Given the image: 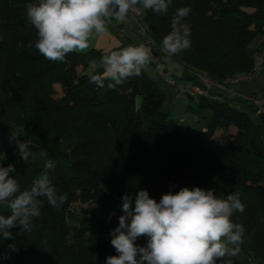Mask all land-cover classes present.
I'll return each instance as SVG.
<instances>
[{
    "label": "trees",
    "instance_id": "trees-1",
    "mask_svg": "<svg viewBox=\"0 0 264 264\" xmlns=\"http://www.w3.org/2000/svg\"><path fill=\"white\" fill-rule=\"evenodd\" d=\"M33 2L38 0H0V163L15 164L12 175L27 189L45 159L55 161L50 175L68 200L60 211L45 202L31 231L17 235V227L14 239H0V253L10 252L9 244L18 249L0 264H105L117 254L109 233L123 214L122 195L143 188L159 201L182 187L213 189L219 196L238 192L246 208L232 220L244 225L242 244L264 264V121L248 114L256 112L254 105L212 90L188 97L199 99V111L211 117L206 131L182 127L163 109L166 92L145 69L117 94L109 80L102 88L89 82L100 51L73 52L64 62L45 59L27 19ZM185 6L192 9L191 46L179 54L185 68L217 82L252 71L248 49L264 37V0H172L165 14L147 10L144 24L157 47L176 9ZM156 55L148 65L158 71ZM13 131L31 141L34 155L26 164L9 142ZM221 131L226 140L216 139ZM0 214L10 210L0 207Z\"/></svg>",
    "mask_w": 264,
    "mask_h": 264
},
{
    "label": "clouds",
    "instance_id": "clouds-1",
    "mask_svg": "<svg viewBox=\"0 0 264 264\" xmlns=\"http://www.w3.org/2000/svg\"><path fill=\"white\" fill-rule=\"evenodd\" d=\"M171 4L172 0H38L27 4L26 14L36 29L38 52L47 60L64 62L70 53L88 49L94 35L106 34L113 21L124 23L138 6L162 15ZM191 11L190 6L180 7L171 17V30L162 39V50L169 56L191 46L187 23ZM150 62L151 50L145 44L108 50L91 61L89 82L102 88L109 80V88L122 94L123 83L139 76ZM24 135L13 131L9 142L17 145L26 164L34 153L31 141L20 139ZM40 155L46 158L47 151ZM55 168V161L45 159L41 175L30 188L22 189L12 175L15 164L0 163V207L10 210V214H0V239H14L12 229L17 227V235L31 231L32 220L41 216L45 202L56 211L62 209L68 193L59 192L53 183L50 173ZM121 200L123 214L109 233L117 254L106 257L105 264H233L232 257L241 250L246 229L232 220L234 213L246 208L238 192L219 196L213 189L182 187L157 201L140 188L135 195L124 193ZM140 237L147 238L143 246L136 243ZM8 249L10 252L0 253V259L18 251L15 244Z\"/></svg>",
    "mask_w": 264,
    "mask_h": 264
},
{
    "label": "rangeland",
    "instance_id": "rangeland-1",
    "mask_svg": "<svg viewBox=\"0 0 264 264\" xmlns=\"http://www.w3.org/2000/svg\"><path fill=\"white\" fill-rule=\"evenodd\" d=\"M138 8L143 12L146 13V9H144L142 6H138ZM133 18V17H132ZM135 24L130 21L128 24L130 26L134 27V33L138 35L139 38L140 35L138 34L141 25L144 26L142 23L141 25L133 18ZM262 51H264V44L261 48ZM248 56L251 58L253 63H255V52L252 49L248 50ZM160 59H156V65L160 63ZM154 62V63H155ZM173 63L170 62L169 65ZM181 64V63H180ZM157 65V66H158ZM167 66L168 69L171 68V66ZM181 66V65H180ZM166 67V70L170 72ZM145 71L147 74L156 80V82L163 87V89L166 92V98L164 102L163 109L171 115V119L174 122L183 121L180 125L182 127L194 130V131H206L208 129L209 125V119L211 117V113L207 110L199 111V99L190 100L188 97H182L181 99H176V89L174 86H172L165 78L161 77L158 74L157 69L154 66L147 65L145 68ZM185 72L188 76L190 75L192 78H195L194 72L188 68H185L182 66L181 69L178 70L179 78H177L178 83H183L184 80L181 79V74ZM264 72V71H263ZM262 72V73H263ZM172 73V72H170ZM261 73V74H262ZM259 77L254 81H239L234 82L229 85V88L233 90V92L237 96H247V95H258L262 96L264 95V78ZM197 85H200L199 80H196ZM191 106V107H190ZM248 114L251 116V118L256 122L257 117L255 113L248 112ZM262 131L264 134V123L262 124ZM234 132V130H231V132ZM227 133H223L222 131L217 135V140H226L227 139ZM241 250L239 254L235 257H232L233 264H263L262 260L259 258L258 255L251 254V252L248 251V249L242 244Z\"/></svg>",
    "mask_w": 264,
    "mask_h": 264
},
{
    "label": "built area",
    "instance_id": "built-area-1",
    "mask_svg": "<svg viewBox=\"0 0 264 264\" xmlns=\"http://www.w3.org/2000/svg\"><path fill=\"white\" fill-rule=\"evenodd\" d=\"M130 15L141 25L144 24V17L145 13H143L138 7L137 11L135 13H130ZM140 37L142 38V42L139 44H145L147 47L152 51H159L160 54V63L159 65H163L162 68L158 69V74L165 78L172 86L176 89V99H180L182 97H191V98H197L200 95H207L209 91H218L221 93L228 94L230 96H233L235 98H239L243 101L250 102L254 105L256 109V116L257 117H264V95L262 96H237L233 90L229 88V85L234 82L239 81H254L256 80L259 75L264 71V51L258 52L255 55V63L253 66L252 71L248 73H243L235 76L232 79H228L224 82H217L213 80L208 74L206 73H200V72H194L193 75H195L196 79L199 80L200 85H191L187 83H178L179 73L178 70L182 68L180 65H176V68L172 71V73L168 72L166 70V66L170 62H174L173 56H169L166 52L162 50V47H157L154 40L149 36L147 27L142 26L140 27V30L138 32ZM125 35V31H121L119 36L123 38ZM137 44V45H139ZM136 46V45H135ZM158 68V67H157ZM193 73V72H192Z\"/></svg>",
    "mask_w": 264,
    "mask_h": 264
},
{
    "label": "crops",
    "instance_id": "crops-1",
    "mask_svg": "<svg viewBox=\"0 0 264 264\" xmlns=\"http://www.w3.org/2000/svg\"><path fill=\"white\" fill-rule=\"evenodd\" d=\"M132 21L134 24V20L132 16L129 14L127 20L124 23H116L113 21L112 24L108 26V32L104 35H94L89 41V47L83 53L90 52L92 50L100 51L102 54L108 50H119V48L128 46V45H137L142 42V38H139L137 34H135L134 27L130 26L128 23ZM136 25V24H135ZM121 31H125V35L123 38L119 36ZM264 44V37H257L255 41L251 44L249 49H252L254 52L256 50H261ZM248 49V50H249ZM157 59H160L157 57ZM175 62L167 64V66H171L170 69H167L172 72L176 65L183 66V63L180 60L179 54L174 55ZM181 63V64H180ZM156 65V62H155ZM158 65V64H157ZM89 71L92 72V67L89 68ZM98 71L102 72V69H98ZM260 77L264 78V72L261 74ZM181 79L184 80L183 83L197 85V82L193 80V78L187 75L185 72L181 74ZM243 96V95H242ZM181 99V98H180Z\"/></svg>",
    "mask_w": 264,
    "mask_h": 264
},
{
    "label": "water",
    "instance_id": "water-1",
    "mask_svg": "<svg viewBox=\"0 0 264 264\" xmlns=\"http://www.w3.org/2000/svg\"><path fill=\"white\" fill-rule=\"evenodd\" d=\"M152 54H155V51H152ZM158 57V55H156V58ZM261 119L264 121V117H261Z\"/></svg>",
    "mask_w": 264,
    "mask_h": 264
}]
</instances>
